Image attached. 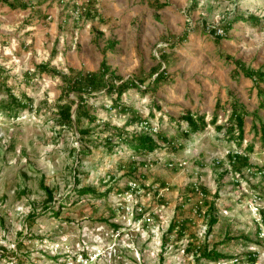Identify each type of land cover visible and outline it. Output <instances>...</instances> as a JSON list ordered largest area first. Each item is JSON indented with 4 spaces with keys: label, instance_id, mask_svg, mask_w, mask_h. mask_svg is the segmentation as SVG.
<instances>
[{
    "label": "rangeland",
    "instance_id": "rangeland-1",
    "mask_svg": "<svg viewBox=\"0 0 264 264\" xmlns=\"http://www.w3.org/2000/svg\"><path fill=\"white\" fill-rule=\"evenodd\" d=\"M159 2L167 6L154 13L140 8L144 0H98L100 24L70 4H56L55 13H40L39 19L35 10L28 14L19 8L9 15V29L0 24V104L8 101V90L32 101L31 111L16 119L0 108V264H238L247 253H256L255 264H264V148L252 118L257 89L264 95V84L230 78L236 61L243 69L264 72V0ZM225 24L230 29L218 34ZM108 42L114 43L110 50ZM162 49L168 58L160 71L168 80L147 94L131 90L123 103L132 105L153 131L174 139L186 128L180 121L183 111L205 115L207 123L217 112L216 126H223L229 115L224 109L236 100L247 112L241 146L209 124L181 151L172 149L178 146L173 142L134 157L133 173L117 170V163L130 161V150L116 148L110 157L88 144V154H78L79 135L54 121L60 97L76 103L77 97L64 93L58 75L39 74L36 66L87 73L105 61L124 80L145 79L141 89L146 91L148 84L153 89L155 76L148 72L160 64ZM110 105L103 94L86 98L96 124L122 127L131 114H118ZM259 116L264 120V111ZM99 125L90 126L91 139L108 135ZM251 143L248 153L244 148ZM231 152L248 156L250 167L234 171ZM44 188L52 193L51 203ZM86 188L94 194L74 193ZM68 194L70 199H63ZM46 204L56 216L44 212ZM34 212L38 216L31 223L28 216ZM211 217L216 219L212 226ZM175 220L185 223L181 235V230L169 231ZM198 247L238 261L198 258Z\"/></svg>",
    "mask_w": 264,
    "mask_h": 264
},
{
    "label": "trees",
    "instance_id": "trees-1",
    "mask_svg": "<svg viewBox=\"0 0 264 264\" xmlns=\"http://www.w3.org/2000/svg\"><path fill=\"white\" fill-rule=\"evenodd\" d=\"M20 8L25 9L26 6L21 5ZM95 16L96 15H87L88 18L92 19ZM251 18L259 23L258 20L260 19H258L257 17ZM240 20L244 21L243 19ZM230 25L231 24H225L224 26H222L223 32H227L230 29ZM212 32L214 35H216L215 30H212ZM185 38L186 36L183 37V39ZM111 47L113 48V44L110 46V49ZM165 60V58H162V61ZM236 66L238 68H242V72L244 73L245 77L252 79L254 84L264 83V72H262L261 70L254 71L252 69H243V65L240 62H237ZM36 71L39 74L52 73L53 75H58L64 84V93H73L77 97V103L74 100L68 98H65L64 101L63 97H60V100H58L57 102V111L54 121L60 129L75 131L79 135L81 149L79 150L78 154H80L81 156L88 154V144H92V146L95 148L101 147L103 152L110 157L117 153L116 148L120 149L121 152H123L124 150H130L134 153L130 156V161L127 164L117 163V170L127 169L130 173H133L137 169V163L131 159L138 156L149 155L165 144L171 145L173 142H178V146L176 148L173 147L172 149L175 152H177L178 150L181 151L185 148L186 142H189L195 136H201L202 134H204L209 124L211 126H214V129L217 131L223 130L225 134H227V140L229 139L231 141H234L237 146H241V142L243 140L244 113L242 111L239 112V107H237V105H234L232 107V113L223 126H216V121L218 118L215 112L213 113L210 123H207L205 120V115L192 113L188 110L183 111V114L180 116V121L186 124V128L181 131L177 138L169 139L161 132L153 131V128L150 126L149 121L147 119H143V117L133 109L132 105L124 104L123 96L128 95V92H130L131 90H134L139 94H147V89L151 91L155 90L160 83L168 80V77H166L164 70L159 71V68L150 73L151 77L155 76L152 81L153 89H150L148 84L146 87V91H143L141 89V86L146 83L145 79L132 77L124 80L116 76L115 73L110 72V68L107 66L105 61L100 64V68L96 72L86 73L82 71L74 72L73 70H71L70 74H64L54 68H51L47 63H42L36 66ZM25 77L26 79L30 78L28 73H25ZM7 94L8 101H4V103H1L0 108L1 112L8 118L16 119L22 111H31L32 101L26 94L22 93L21 96H15L11 93V90H8ZM97 94H103L106 98L111 100V105L109 106L110 110H114L118 114H131L130 118L122 127L111 126L109 123L105 122H99L98 124H96L98 122V119L96 118V116L92 115L89 111V108L86 107V98H92ZM216 108L218 109L219 106L217 105ZM83 120H85L87 123L86 127L83 126ZM99 124H102L103 127L101 132H107L108 135L101 139L99 138V135H97L96 138L91 139L90 136L92 134V129L90 126L93 125L94 129L95 127L100 126ZM134 125H141L142 129L135 132H129L126 129L129 126ZM259 126L261 144L264 148V125L260 124ZM236 131L238 132L237 135H235ZM159 142H161V144ZM244 150L248 153H251L253 151V143L245 146ZM228 157L233 165L234 171L236 172H241L242 168L250 167L249 159L246 155L242 156L237 152H231ZM140 164L143 165V163ZM108 178L114 180V177H112L111 175H109ZM44 190L46 191L48 196L47 203H51V201L53 200L52 193L47 188H44ZM74 193L78 195H83L85 193L94 194V192L90 188L81 190L74 189ZM96 196H104V194ZM68 198L70 199V194L63 197V199ZM43 209L44 212H51L54 216L57 215V212L53 211L51 205L46 204ZM213 210L214 208L213 206H211L210 212H212ZM37 216L38 215L34 212L28 216V220L33 223ZM262 221H264V217ZM215 222V217H211L209 225L212 226ZM184 224V221L177 222L175 220L171 223L169 231L178 229L181 230L179 231V235H181L185 229ZM236 238L237 237H233L231 239H227V241ZM195 251L198 258H204L210 261L218 262L221 260H226L232 261L233 263H236L238 261L236 257L223 255L214 248L209 250L207 247H198ZM256 257V253H247V255L245 256V261L238 264H255Z\"/></svg>",
    "mask_w": 264,
    "mask_h": 264
},
{
    "label": "crops",
    "instance_id": "crops-1",
    "mask_svg": "<svg viewBox=\"0 0 264 264\" xmlns=\"http://www.w3.org/2000/svg\"><path fill=\"white\" fill-rule=\"evenodd\" d=\"M30 1H32V0H0V24H2V22H3V25H5L4 27L9 29V27L11 26V24H10L11 23L10 22L11 19L10 18H11V15H12V14L10 15V13L12 11H16V9H19L20 7L18 5H20V4L26 6L25 9H21V8L20 9L23 10V11L27 10L28 14H30L32 12V10H35V13L37 14V16H36L37 19H39L40 13L42 14V13L45 12V14H46L50 10L55 13L56 12L55 6H57L56 4H59V5L60 4H64L66 7H68V5L70 4V6L72 7L73 10H77L78 12L80 10H82V12H85L84 18L86 17V19H88L89 21L97 22L99 24L103 23V21H104L103 16L95 8L97 6V4H98V0H87L86 2L85 1L82 2L80 5L76 4L77 0H33V2H30ZM159 1L160 0H144L145 4L141 5L140 8L143 10L144 9L143 7H145V9L147 11L150 10V11H152L154 13L158 12V11H161L164 8H166L167 5H166L165 2L164 3H160ZM88 14H90L91 16L92 15H96V16L92 19V18H88L87 17ZM9 15H10V18H9ZM28 17H29V15L26 16V18H28ZM177 21H179V20H177ZM28 30H31V28H29ZM32 35H33V32L31 31V36ZM186 38H187V35H186ZM221 39L225 40V38L215 37V40H217V42H219V40H221ZM112 44L114 46L113 42H108L107 48L109 50H110V46ZM116 45H117V43H116ZM108 49H107V51H108ZM162 58H165L166 59L165 61L167 62L168 56L166 55V50L165 49L161 50V54H160V57H159L160 64L157 63L156 67H154L152 70H150L148 72V75H150V73L152 71H154L155 69H157V68H159V71H160L162 63L163 64L165 63V61H162ZM237 62H239V61H236V63ZM242 71H243L242 69H239L236 66V68L234 69L233 73L230 74V78H238V77L241 78L242 77L243 79L249 80L253 84V86H255V87H259L260 85L264 84V83L254 84L253 80L250 79V78L245 77V75H244V73ZM256 71H258V70H256ZM165 74H166V72H165ZM166 77H167V75H166ZM151 85H152V83H151ZM258 89H257L256 95H255L256 104H257V107H255L256 108L255 109L256 112L252 114V118L256 119L258 121V127H256V125L253 126V127H254V130H255L254 134L260 139V142H261L260 132H259L260 131L259 130L260 126L259 125L260 124L264 125V120H262V117L259 116V112H263L264 111V100L261 99L262 96L264 97V95H263L262 90L261 89L258 90ZM155 90H157V88ZM259 99H261V100L259 101ZM235 101L236 100H234L232 102L233 104L232 103L228 104V108L230 110L229 109H224V111H227L228 114H229L226 118H227V120L229 119V117H230V115L232 113V107L234 105H237V107H239V112L242 111L244 113V118H243V125H244V119L247 116L246 115L247 112H246V110H245V108L243 106L239 105ZM218 109H220V108H218ZM215 113L217 115V118H219V117L221 118V116H219V114L217 112H215ZM222 113H224V112L222 111Z\"/></svg>",
    "mask_w": 264,
    "mask_h": 264
},
{
    "label": "built area",
    "instance_id": "built-area-1",
    "mask_svg": "<svg viewBox=\"0 0 264 264\" xmlns=\"http://www.w3.org/2000/svg\"><path fill=\"white\" fill-rule=\"evenodd\" d=\"M217 32H218V34H221V35L224 33L222 29H218ZM217 32H216V34H217Z\"/></svg>",
    "mask_w": 264,
    "mask_h": 264
}]
</instances>
